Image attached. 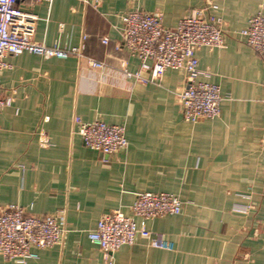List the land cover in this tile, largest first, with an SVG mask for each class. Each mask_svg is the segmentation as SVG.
Instances as JSON below:
<instances>
[{
  "label": "crops",
  "instance_id": "1",
  "mask_svg": "<svg viewBox=\"0 0 264 264\" xmlns=\"http://www.w3.org/2000/svg\"><path fill=\"white\" fill-rule=\"evenodd\" d=\"M210 5L226 43L196 56L209 73L200 80L225 100L219 117L192 122L177 100L182 72L167 70L147 85L124 74L150 76L123 46L120 28L136 9L161 14L173 28ZM18 7L36 16V41L80 52L8 56L0 72V98L13 99L0 111V207L53 216L64 229L59 244L26 264H264V61L240 35L264 0H21ZM89 58L105 67L92 68ZM76 117L123 126L128 149L111 156L89 149ZM145 192L183 202L181 214L147 223L165 248L140 238L105 256L89 232L103 214H129ZM0 264L20 263L0 253Z\"/></svg>",
  "mask_w": 264,
  "mask_h": 264
},
{
  "label": "built area",
  "instance_id": "2",
  "mask_svg": "<svg viewBox=\"0 0 264 264\" xmlns=\"http://www.w3.org/2000/svg\"><path fill=\"white\" fill-rule=\"evenodd\" d=\"M21 0H0V72L9 68L8 56L25 52L45 59H65L79 55V49L48 47L35 40L37 18L18 7ZM54 0H30L31 4L51 5ZM216 6L193 11L180 19L173 28L163 24L158 13L141 9L122 16L120 28L123 46L141 62V70L149 77L124 70L127 77H136L147 85L162 79L167 70L183 73L185 87L177 93L185 120L199 122L220 116L223 97L218 86L202 82L209 73L199 69L196 52L201 48L220 49L225 46V26L221 18L211 15ZM245 43L264 61V9L252 17L240 32ZM104 44L108 40H103ZM92 68L103 69L105 64L88 59ZM12 98H0V111L11 106ZM77 134L91 150L111 156L129 147L125 128L102 120L85 122L74 118ZM183 202L172 193L145 192L136 195L129 214L112 211L103 214L88 238L105 254L112 257L122 246H134L140 238L149 246L164 249L166 239L148 229L147 223L156 218L181 214ZM64 236L53 216L29 214L17 205L0 207V253L6 261L26 264L38 257V250L50 249Z\"/></svg>",
  "mask_w": 264,
  "mask_h": 264
}]
</instances>
